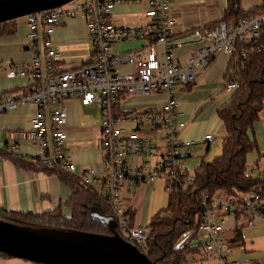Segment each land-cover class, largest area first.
<instances>
[{"label": "built area", "instance_id": "1", "mask_svg": "<svg viewBox=\"0 0 264 264\" xmlns=\"http://www.w3.org/2000/svg\"><path fill=\"white\" fill-rule=\"evenodd\" d=\"M137 2L69 0L23 17L25 47L31 58L27 64L14 65L0 74L22 78L26 82L25 91L18 95L0 94V114L28 105L35 110L28 128L8 133L0 141V151L77 176L82 185L101 193L114 217L115 229L145 254L149 227L128 225L120 193L126 189L131 196L138 185L161 180L167 195L181 181L187 173L183 161L191 155L192 141L179 136L183 123L176 116L179 102L173 87L191 85L197 68L207 66L217 53L227 58L236 42L251 44L264 23V10L234 21H220L210 28L197 27L174 34L170 0H147L145 25L122 29L110 22L109 15L115 6ZM68 18L81 20L91 49L83 60L65 68L58 62L51 36L55 27ZM125 41L139 42L141 46L126 54H116L113 46ZM156 45L161 46L159 58ZM182 48L188 52L178 59L177 52ZM146 49L147 59L143 57ZM121 66L129 70L122 72ZM225 86L233 91L238 88L234 81ZM151 95L159 96L161 101L140 110L122 111L127 97ZM70 100L100 111L96 120L99 170L77 168L65 152L66 110L62 103ZM214 139L212 133L202 136L205 142ZM19 141L37 153L26 156L17 147ZM251 171L258 173L251 189L202 196L201 221L192 242L196 248L186 257L185 264H258L253 259L237 258L235 255L244 253V248L233 240L236 229L254 227L258 221L264 223V169L254 164ZM191 180L188 173L186 183L190 185ZM189 234H182L177 244L183 243Z\"/></svg>", "mask_w": 264, "mask_h": 264}, {"label": "crops", "instance_id": "2", "mask_svg": "<svg viewBox=\"0 0 264 264\" xmlns=\"http://www.w3.org/2000/svg\"><path fill=\"white\" fill-rule=\"evenodd\" d=\"M146 1L138 0L137 3L115 6L109 15L110 22L115 27L122 29L139 28L145 25L147 22V18L144 16L147 8ZM240 1L241 9L244 11L252 10V8L261 5V0ZM170 3V17L174 20L172 28L174 34H181L183 31L196 29L197 27L210 28L224 18V12L227 8L226 0H170ZM13 22L14 30L12 34L0 35V73L12 68L14 65H25L31 58L30 51L25 47L26 25L23 17L15 18ZM51 40L58 54V62L62 63L65 68L72 65V62L83 60L91 49L89 39L84 34L82 22L78 18H69L56 26ZM140 46L139 42L125 41L116 43L113 46V51L119 55L126 54ZM156 46V57L159 58L161 46ZM187 52V49L182 48L177 52V58L182 59ZM143 57L145 59L149 58L147 49ZM226 63V56L217 53L211 58L207 66L195 70V81L189 87L181 85L173 87V94L179 102L176 116L183 123L179 136L192 141L191 155L183 161V167L187 173H192L202 161V157L199 162L195 161L197 158L193 155V149L204 146V151L208 152L213 143L216 142L218 135L224 131L216 111L228 101L234 92L225 86ZM128 70L127 66L120 67L122 72ZM25 83L22 78H8L0 74V94H22L25 91ZM160 101L161 98L156 95L130 96L122 103V111L128 113L133 110H140L142 107L156 105ZM62 105L66 110L64 132L67 135V140L65 152L71 156L72 161L79 169H101L97 147L99 137L96 125L97 119L94 120L93 127L86 128L80 122L78 116L80 106L77 102L64 101ZM87 108L93 110L95 107L87 106ZM34 110L33 106L28 105L20 106L14 112L0 114V141L8 133L22 132L28 128L29 119ZM258 114V120L251 131V135L256 142V150L247 154L250 163H252L251 168L254 164H258L259 154L264 156V101L263 108ZM206 133L214 134L215 139L213 142L209 143L202 140V136ZM17 147L26 156L37 153L36 149L28 146L24 141H19ZM183 151L181 149V152ZM158 181L144 182L138 185L131 196H128L126 189L121 191L120 199L126 211L132 212L131 225L134 227H143L145 223L150 221L153 214L164 207L166 203L164 192H162L164 193L162 207L159 210H157L158 203L155 202L158 199L157 192L160 188ZM163 188L162 182L161 191H163ZM70 193L69 185L62 181L57 174L40 167L38 163L31 159L14 157L0 151V210L41 214L61 205L63 214L68 215V209L64 206V203ZM0 264L36 263L19 258L0 256ZM258 264H264V261Z\"/></svg>", "mask_w": 264, "mask_h": 264}, {"label": "trees", "instance_id": "3", "mask_svg": "<svg viewBox=\"0 0 264 264\" xmlns=\"http://www.w3.org/2000/svg\"><path fill=\"white\" fill-rule=\"evenodd\" d=\"M226 1L227 8L221 21H234L264 10V0H261L259 7L247 11L241 9L240 0ZM13 23V19L0 22V35H11ZM224 80L226 83L234 81L238 88L216 111L225 133L221 154L214 157L213 161H200L189 173L192 175L190 185L186 183V173L172 192L166 195L164 207L152 215L148 224L150 235L146 241L145 256L154 264H185L186 257L194 253L196 247L192 242L201 221L203 195L214 197L218 193L229 195L243 192L251 189L256 182L252 174L246 171V155L256 150L251 131L264 101V23L260 26L258 37L251 44L235 43L234 51L227 57ZM44 168L60 176L69 185L71 193L64 203L68 215L63 214L61 205L41 214L16 213L3 209L0 210V220L31 228L54 227L109 234L105 224L90 215L93 211L111 215L102 194L89 185H82L77 176ZM125 215L131 226L132 212L126 211ZM115 231L127 241L122 231L118 228ZM186 232L190 233L188 238L177 244L180 236ZM233 240L242 243L239 228L234 231ZM0 256L9 257L1 253Z\"/></svg>", "mask_w": 264, "mask_h": 264}, {"label": "water", "instance_id": "4", "mask_svg": "<svg viewBox=\"0 0 264 264\" xmlns=\"http://www.w3.org/2000/svg\"><path fill=\"white\" fill-rule=\"evenodd\" d=\"M69 0H0V22L53 9ZM109 234L34 228L0 220V253L38 264H154L115 231L112 215L91 212Z\"/></svg>", "mask_w": 264, "mask_h": 264}, {"label": "rangeland", "instance_id": "5", "mask_svg": "<svg viewBox=\"0 0 264 264\" xmlns=\"http://www.w3.org/2000/svg\"><path fill=\"white\" fill-rule=\"evenodd\" d=\"M79 106L80 108H79L78 116H79L80 122H82L84 124V127L86 128L93 127L94 120L96 119L99 120L100 111H98L96 107L93 110H90L87 108V106L86 107H83L81 105ZM224 138H225V133L224 131H222L218 135L216 142L213 143V145L210 147L208 152L204 151V146L193 149V155L194 157L197 158L195 159V161L199 162L201 157H202L201 160L205 162L213 161L214 157H217L221 154L222 141ZM251 164L252 163H250V158L247 155L246 171L250 172L252 176L256 178L258 173H252L251 167H250ZM257 165L259 169H262V167H264V156L262 154H259V161ZM158 182L160 184V188L157 192L158 199L155 200V202L158 203L157 210H159L162 207V198L164 196V193H162L163 191H161L162 182L161 180ZM148 223L149 221L145 223V225H148ZM145 225L143 227H145ZM242 243H243L242 245L244 248V253L235 255L237 258L253 259L257 261L258 263H260L261 261H264V223L258 221L255 223L254 227H249V226L244 227V229L242 230Z\"/></svg>", "mask_w": 264, "mask_h": 264}]
</instances>
